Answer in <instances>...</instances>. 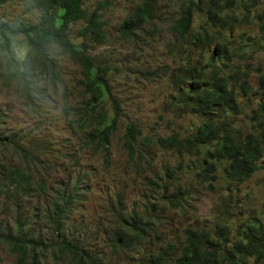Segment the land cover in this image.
Instances as JSON below:
<instances>
[{"label": "rangeland", "instance_id": "1", "mask_svg": "<svg viewBox=\"0 0 264 264\" xmlns=\"http://www.w3.org/2000/svg\"><path fill=\"white\" fill-rule=\"evenodd\" d=\"M140 1L86 0L89 9L104 2L107 41L93 44L88 53L110 65L106 78L123 111L118 130L111 137L109 154L94 152L89 146L82 149L83 138L75 136L62 111L61 91L46 100L49 102L41 99L29 104L17 83L7 85L0 75V131L20 133L26 146L38 144L44 151L36 177L46 182V191L39 190L25 199L21 204L23 218L33 220L36 234L54 237V225L37 205L52 204L61 191L67 195L72 192L75 196L62 235H71L98 255L101 264H153L151 258L159 254H164L167 264H175L174 259L187 244L189 228L220 239L219 227L233 237L230 232L249 219L264 223V155L260 168L249 179L237 181L226 172L228 162L211 159L205 146H186L179 152L157 143L158 137L171 134L180 139L192 137L206 120L217 126L225 120L228 131L240 138L252 130L264 93L260 79L264 75V49L257 44L264 0H237L229 5L221 14L236 16L240 21L224 28L212 26L203 11L194 10L189 34L179 39L172 24L178 16L180 0H161L152 23H144L136 36L126 39L119 26ZM195 1L204 4L208 0ZM25 2L0 0V21H34L36 15L24 11ZM197 33L202 35L201 40L195 38ZM210 35L219 39L205 42ZM12 41L16 55L21 57L27 47L25 37L14 35ZM218 42L227 45L229 53H222L208 66ZM60 59L62 78L70 91L69 102L74 104L81 99V68L67 54ZM201 66L207 78L213 70L234 75L229 81L237 91V113L220 111L209 116L194 109V98L189 93ZM244 73L249 74V92L241 88ZM176 74L181 75L180 82ZM184 97L186 101H178ZM130 123L142 130L135 142L138 152L134 159L122 139ZM219 128V135H223L225 127ZM146 136L150 137L148 144ZM2 160L21 163L10 147L0 148ZM208 162L214 163L215 170H208ZM169 166L177 171L176 179L168 177ZM7 202L0 198L2 229L13 228L16 220V210ZM34 211L37 213L32 214ZM135 218L141 219L146 229L132 239L129 224ZM121 236L131 238V245L120 243ZM164 251H168L167 255ZM47 256L42 264H67ZM247 261L246 264H264L254 257ZM0 264H16L6 243L0 244Z\"/></svg>", "mask_w": 264, "mask_h": 264}, {"label": "trees", "instance_id": "2", "mask_svg": "<svg viewBox=\"0 0 264 264\" xmlns=\"http://www.w3.org/2000/svg\"><path fill=\"white\" fill-rule=\"evenodd\" d=\"M161 0H141L123 19L119 26L121 35L130 39L136 36L141 26L151 24L154 10ZM237 0H180L178 16L172 27L179 37H187L190 32L194 10L203 11L207 19L215 27H226L238 24L239 19L229 14H221L226 8L233 6ZM25 13H34L36 19L17 22L0 21V75L7 85L14 81L29 104H37L55 98L61 91V108L75 136L83 138V145L89 146L100 154L110 153L111 137L118 130L123 115L121 102L118 101L108 85L106 75L110 65L101 63L88 53L93 44H103L107 41L106 20L102 9L104 2L89 9L86 0H26ZM79 24V28L74 25ZM23 35L27 47L21 51V57L16 55L12 37ZM208 36H205V38ZM197 40L202 35H195ZM219 37L210 35L205 42L217 40ZM257 44L264 49V18L260 25V35ZM229 53L228 46L217 43L216 50L210 54L207 65L221 58V54ZM67 54L79 64L82 76L79 78L80 100L71 104L70 91L62 78L60 57ZM227 57L225 56V59ZM228 66V65H226ZM240 71H236L239 74ZM205 67L201 66L193 78L190 93L194 98V109L200 114L212 115L220 111H239L237 91L228 75L217 70L211 71L209 78L204 77ZM241 83L244 92L252 90L248 84V73ZM177 82L181 75L176 74ZM264 87V75H260ZM186 101L187 98L178 100ZM51 101V100H49ZM46 101V102H49ZM39 104V103H38ZM54 108L55 105H54ZM252 130L243 138L236 137L228 131L225 120L216 125L211 120L202 122L192 137L180 139L176 134L158 137L157 143L163 147L177 148L181 152L186 146H205L211 159L228 162L226 172L237 181L249 179L260 168L259 161L264 155V93L254 115ZM1 125V123H0ZM224 126V134L219 135V127ZM0 131V148L17 153L21 163L10 164L0 161V198L8 200L7 204L16 210V220L13 228L0 227V244L6 243L10 253L15 255L16 264H42L47 255L57 262L67 264H101L95 253L86 249L71 235H62L65 220L74 199L72 192L68 195L61 191L50 205H37V209L48 217L55 229L54 237L43 238L36 234L33 220L23 218L21 204L36 195L39 190L46 191V182L36 177L42 164L43 150L35 144L29 148L23 141V136L17 132ZM142 130L134 123L127 125L122 136L123 144L128 148L134 159L137 154L135 142L141 136ZM146 144L150 137L146 136ZM139 157L141 155H138ZM208 161V160H207ZM208 170H215L213 162H208ZM177 171L168 167V177L176 179ZM209 177L208 173H204ZM160 178V177H158ZM154 186L158 182L151 181ZM37 213L33 212L32 214ZM33 219V218H32ZM132 229V239L138 232L145 230L141 219L135 218L129 224ZM219 238L211 237L206 231L187 230V244L181 254L174 259L175 264H246L249 257L264 261V223L249 219L227 234L223 227L218 228ZM127 233H129L127 231ZM131 238L119 237L120 243L130 246ZM219 239V241H217ZM167 255L168 251H164ZM164 254L151 258L153 264H167Z\"/></svg>", "mask_w": 264, "mask_h": 264}]
</instances>
